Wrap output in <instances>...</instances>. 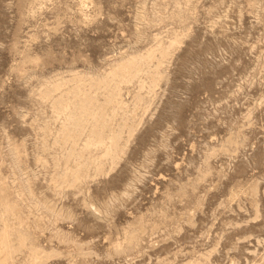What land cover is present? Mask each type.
<instances>
[{
    "label": "rangeland",
    "instance_id": "rangeland-1",
    "mask_svg": "<svg viewBox=\"0 0 264 264\" xmlns=\"http://www.w3.org/2000/svg\"><path fill=\"white\" fill-rule=\"evenodd\" d=\"M0 264H264V0H0Z\"/></svg>",
    "mask_w": 264,
    "mask_h": 264
}]
</instances>
